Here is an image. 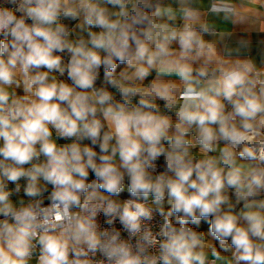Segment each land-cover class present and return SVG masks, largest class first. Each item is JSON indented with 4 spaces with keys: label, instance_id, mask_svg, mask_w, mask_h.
<instances>
[{
    "label": "clouds",
    "instance_id": "9594fccd",
    "mask_svg": "<svg viewBox=\"0 0 264 264\" xmlns=\"http://www.w3.org/2000/svg\"><path fill=\"white\" fill-rule=\"evenodd\" d=\"M0 264H264V0H0Z\"/></svg>",
    "mask_w": 264,
    "mask_h": 264
},
{
    "label": "crops",
    "instance_id": "0c3cea01",
    "mask_svg": "<svg viewBox=\"0 0 264 264\" xmlns=\"http://www.w3.org/2000/svg\"><path fill=\"white\" fill-rule=\"evenodd\" d=\"M218 24H221L222 25V22L221 21H217ZM228 27H233L232 25H227Z\"/></svg>",
    "mask_w": 264,
    "mask_h": 264
},
{
    "label": "trees",
    "instance_id": "16d2710c",
    "mask_svg": "<svg viewBox=\"0 0 264 264\" xmlns=\"http://www.w3.org/2000/svg\"><path fill=\"white\" fill-rule=\"evenodd\" d=\"M125 196H127V193L126 192L122 193V197H125ZM205 227H207V225H205Z\"/></svg>",
    "mask_w": 264,
    "mask_h": 264
},
{
    "label": "built area",
    "instance_id": "2783aa9c",
    "mask_svg": "<svg viewBox=\"0 0 264 264\" xmlns=\"http://www.w3.org/2000/svg\"><path fill=\"white\" fill-rule=\"evenodd\" d=\"M123 198H127V196L123 197Z\"/></svg>",
    "mask_w": 264,
    "mask_h": 264
}]
</instances>
